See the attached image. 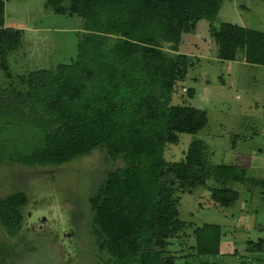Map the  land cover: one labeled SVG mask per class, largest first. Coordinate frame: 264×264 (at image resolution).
Returning <instances> with one entry per match:
<instances>
[{
	"label": "trees",
	"instance_id": "1",
	"mask_svg": "<svg viewBox=\"0 0 264 264\" xmlns=\"http://www.w3.org/2000/svg\"><path fill=\"white\" fill-rule=\"evenodd\" d=\"M221 3L45 0L54 13L82 18L75 57L13 78L7 57L19 48L22 30L4 26L0 0V70L9 79L0 86V163L61 165L94 149L121 159L123 165L107 170L89 196L95 243L108 256L106 264H175L176 255L164 256L157 247L188 231L189 252L217 256L221 227L180 220L178 193L202 188L220 206L238 199L234 183L264 193V178L235 165L210 164L202 139L192 140L178 161L164 157L180 133L195 134L207 123L205 109L172 104L171 96L193 65L179 52L182 35L194 32L201 19L210 27ZM209 33L218 59L235 60L240 52L244 62L264 65V30L220 22ZM166 43L174 55L164 53ZM187 92L192 96L194 89ZM27 200L22 190L0 197V226L9 236L20 230ZM246 244L253 253L264 239ZM1 256L0 250V264Z\"/></svg>",
	"mask_w": 264,
	"mask_h": 264
},
{
	"label": "rangeland",
	"instance_id": "2",
	"mask_svg": "<svg viewBox=\"0 0 264 264\" xmlns=\"http://www.w3.org/2000/svg\"><path fill=\"white\" fill-rule=\"evenodd\" d=\"M3 2L4 26L22 30L19 48L7 57L13 78L75 57L81 17L54 13L44 7L45 0ZM220 22L262 31L264 1L222 0L217 20L210 27L201 19L194 32L182 35L179 52L188 54L193 65L184 80L175 84L171 103L205 109L207 123L195 134L180 133L178 143L166 145L164 157L178 161L192 140L202 139L210 164L235 165L248 176L264 178V65L244 62L240 52L235 60L218 59L209 32ZM163 48L165 54H175L169 44ZM8 81L0 70V86ZM189 88L194 89L192 96ZM122 165L121 159H111L101 149L61 165L0 163V197L22 190L28 198L21 209L20 230L9 236L0 226L1 264H106L108 256H101L96 247L89 196L107 170ZM232 188L239 196L228 206L213 202L202 188L178 193L180 220L194 226L211 223L221 227L219 255L189 252L193 243L190 231L157 247L162 255H176L175 264H264V247L253 253L245 251L247 240L264 239V193L242 183H234Z\"/></svg>",
	"mask_w": 264,
	"mask_h": 264
}]
</instances>
